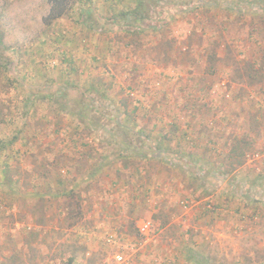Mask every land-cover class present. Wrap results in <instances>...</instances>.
<instances>
[{"label": "rangeland", "instance_id": "1", "mask_svg": "<svg viewBox=\"0 0 264 264\" xmlns=\"http://www.w3.org/2000/svg\"><path fill=\"white\" fill-rule=\"evenodd\" d=\"M52 1L0 0L11 48L2 78L14 88L2 97L10 110L0 122V264H67L71 256L72 264H264V212L256 216L264 209V159L246 160L264 153V72L254 85L229 81L264 51V17L252 20L264 0H141L138 15L127 12L139 0ZM230 2L247 11L234 43L189 32L188 9L210 6L198 13L217 29L222 12L212 5ZM134 30L146 32L130 46ZM213 41L223 45L209 74L204 53ZM201 79L207 92L213 87L208 106L220 85L229 93L202 120L211 126L203 137L201 127L194 137L179 125L187 132L179 151L168 107L197 106L200 96L187 87L200 88ZM144 96L166 106L153 129L138 109L135 125L122 117ZM202 116L192 111L189 125ZM161 126L168 131L158 136ZM158 138V160L140 163ZM57 172L72 174L65 187ZM65 190L80 195L71 219L62 212ZM145 221L153 231L146 241L138 232Z\"/></svg>", "mask_w": 264, "mask_h": 264}, {"label": "trees", "instance_id": "2", "mask_svg": "<svg viewBox=\"0 0 264 264\" xmlns=\"http://www.w3.org/2000/svg\"><path fill=\"white\" fill-rule=\"evenodd\" d=\"M59 0H53L52 3H57ZM61 1H65V0H61ZM138 5L133 9V11H128L127 14L129 15H138V10H140V8L142 7V1L139 0L138 1ZM75 3V0L72 2V5H74ZM71 5V6H72ZM224 5V6H223ZM223 5H212L213 8L217 9V10H220L222 12V15L218 18V20L220 19V21H216L215 22V25L217 26V29H214L213 27L209 26L208 24V20H205V17L202 16V14L200 15L198 12L199 10H206V11H209V8L210 6L208 5H203L202 7L199 6V7H194L193 9H188L189 12H193V14H189L188 17H189V32H197L200 34V38L201 39H205V38H212L213 40H220L222 38V36H225V39L224 40H221V41H226V42H230L231 44L234 43L236 40H237V36H236V33H238V30H239V24H238V21L241 20L242 18L246 17L247 16V11L243 9V7L241 8H237V5L239 4H234V3H229L228 5H226V3H224ZM223 6V7H222ZM262 5H259V6H256L255 7V10H254V13L252 15H254L252 18V20L255 19V16L258 14L262 17H264V7H261ZM263 8V9H262ZM6 11V8L3 9L1 12H0V122L2 121H5L6 118H7V115L6 113H9V107H4L3 104L6 103V101L4 99H2V97L5 95V94H8L9 92H12L13 91V87L10 88L9 86V89L6 88L7 85H5V82L3 83V75L2 73L3 72H8V61L6 59V56H5V53L8 52V50H10L11 48L8 46L7 42H6V35L8 33V22L6 21V18L5 16L3 15L4 12ZM188 12V11H186ZM207 13V12H206ZM136 16H133V19L135 20ZM138 21V20H136ZM82 24H85V21H83L82 19ZM146 31H141V30H134V31H129V33H127L130 38H129V42L128 44L130 46H132V44L135 42L136 44L137 43V40L139 38V36L141 34H145ZM232 34H230V33ZM179 38V37H178ZM136 40V41H135ZM220 41V42H221ZM223 44H219V41H213V45L211 46V44L207 43V46H211L209 48V51H205L204 55H205V61L207 63V66H208V73L211 74L213 73V71L210 70V68H214V66L216 64H218V60L220 58L219 56V52H218V48L219 46H222ZM224 49L223 52L221 53H226V54H232V51L230 49V47H222V50ZM221 50V51H222ZM260 58L259 59H255V60H252V62L248 63L246 67H244V69H247V70H244L245 74L243 75H235V77H232L229 79L230 82L232 83H236V84H240L241 82V79L242 78H246L247 82L251 85H254L255 82H256V77L257 76H261L258 74V72L262 73L264 72V51H261L260 52ZM198 60H202V59H198ZM234 62V61H233ZM246 64V63H245ZM191 65H187L186 67H189ZM184 67V68H186ZM161 69V73H163V71L165 70L164 68L160 67ZM159 69V70H160ZM174 70V69H173ZM184 73H186L184 71ZM190 80H195V78H191V76L189 77ZM9 80V79H7ZM187 80V79H186ZM7 82V81H6ZM200 82L203 84L200 88H198V81L195 83H193L192 85H189L187 88L189 89V92H192L195 90V95H199L200 98H195V101H196V104L197 106L193 103V101L191 100L187 105V107L184 109V115L185 116H189L192 114V111L194 110H197L198 112H203V110H206L204 111L202 114H206V113H210L213 111V107L212 105L211 106H208L207 104L203 103V101L208 98V95L209 92L211 90H213V87L212 85L209 86V92L206 91V87H205V84H206V81L203 79L200 80ZM220 84V83H219ZM11 85V84H10ZM219 86V85H218ZM184 87V86H183ZM186 89V87H185ZM229 93L228 91V88H227V84H222L220 85V93H218L215 97L216 99H213V101L215 102H218V101H222L224 100V98L227 96V94ZM208 94V95H207ZM220 98V99H218ZM128 99L129 101L131 99H129L128 97H124V99H122V102H123V106H127L128 104ZM133 107L131 110H128V111H124L122 114V117L125 118V121L129 122L128 120H131V119H135L133 117V113L135 110H140L142 111V115L144 117H151L152 120H153V125H152V129L155 128L157 126V124H161L162 121L166 118L165 114V108L166 106L164 105H161L160 102H152L150 99H147L145 96L141 99H133ZM198 102L202 103V106L201 107H198ZM191 105V106H190ZM206 106L208 108H206ZM175 107L176 105H174L173 107H168V111L173 109L175 110ZM185 107V106H184ZM201 108H204V109H201ZM206 112V113H205ZM169 115V113H168ZM169 119H171V122L169 124H167L169 126V131L168 129H165L166 127H162L160 128L159 130V135H163L164 132L163 131H168V133H170L169 136H173L174 132H178L180 137H182V140H180V142H184L185 143V139H186V135H187V132L186 131H181V130H178V129H181L179 128V125L184 123L185 125V129H189V130H192L193 134L195 133L196 129L200 127H202V121L201 120H198L199 124H195L193 125L192 127L189 125V120L187 121V119L185 120H182V122L180 124H178L176 121H175V117H171L169 115L168 117ZM174 119V120H173ZM132 121V120H131ZM131 123L134 124V122L132 121ZM135 125V124H134ZM175 130V131H174ZM174 131V132H173ZM173 132V133H171ZM199 133L201 131H198ZM159 139V138H158ZM185 140V141H184ZM171 140L169 139L168 142H170ZM188 142H186L187 144ZM164 142L161 141L159 139L158 142H156V145H154V147L152 148L151 151L152 152V156H148L144 153H141L140 155V163H147V162H150L151 160H158V158L160 157V152H156L158 149H161V147L163 146ZM189 144V143H188ZM192 144V143H191ZM231 152V150H230ZM232 153V152H231ZM234 155V154H233ZM237 158V157H236ZM235 164H237V166L240 165V161L239 160H235ZM127 165L126 164H123V167H126ZM147 165H140L141 168L145 169ZM72 169V167L70 168V170ZM7 170V169H6ZM6 170L4 172H6ZM118 172V171H117ZM116 172V173H117ZM226 175V174H224ZM72 174L71 173H66V177H60V173L57 172L55 173V180L57 181L58 183V186L62 187L64 186L65 183H67L68 179L66 180L67 177H71ZM135 177L138 179V177L140 178V175H139V172L136 171L135 172ZM46 186H50L51 188V184H50V181L49 179L47 178V181H46ZM65 187V186H64ZM63 187V188H64ZM61 188V189H63ZM80 197V195L77 197V195H73V193H71V191L69 192L68 190H65L63 191V196L62 198L64 199L63 201H66L67 200V206L64 205L63 208H62V212H65V215H66V219H67V214H68V217L71 219L72 215L75 213L74 211H72V200H76ZM65 204V203H64ZM37 207H39L37 205ZM77 209H79V204L76 206ZM73 262V256H71L68 261H67V264H72Z\"/></svg>", "mask_w": 264, "mask_h": 264}, {"label": "crops", "instance_id": "3", "mask_svg": "<svg viewBox=\"0 0 264 264\" xmlns=\"http://www.w3.org/2000/svg\"><path fill=\"white\" fill-rule=\"evenodd\" d=\"M208 95V94H207ZM215 104H218V105H221L222 104V102L221 101H218V102H216V103H214L213 104V107H215L216 108V105ZM215 108H213V110L215 109ZM177 109V104H176V107H175V110H170L169 111V115L172 117H175V121L178 123V124H180L181 122H182V120H185V119H187V121H188V117L189 116H185L184 115V110L182 109V110H176ZM204 111H206V110H203V112ZM202 112V113H203ZM213 112V111H212ZM212 112H210V113H206V114H203V116L201 117L202 119H201V121L203 120V119H205L206 118V116H207V118H209V116H210V114L212 113ZM174 120V119H173ZM195 122H198V119H196V120H193V122L192 123H195ZM189 123H190V121H189ZM195 124H199V122L198 123H195ZM181 125V124H180ZM210 124H209V122L207 121V119H206V121H202V129H203V131L202 132H200V136L201 137H203V134L205 133V132H207L209 129H210ZM200 129V128H199ZM196 131H198V130H196ZM159 134V133H158ZM199 133H197V132H195L194 133V137H196L197 135H198ZM162 135V134H161ZM179 139H180V135H179V133L178 132H176L175 133V136H174V144H176V148L175 149H178L177 147H180L181 146V148H179L178 150L179 151H181L182 150V143L179 141ZM201 139V138H200ZM221 137H219L218 139H217V141L215 142H212L211 140L210 141H206V140H203V139H201L202 141H206V142H201V147H202V149H198V150H201V151H205L204 149H207L208 151L209 150H211V149H209V147L211 146V145H216V144H218V143H220L221 142ZM260 179V178H259ZM132 185H133V183H132ZM125 199V198H124ZM258 208H256V216H260V217H262V212H264V209H262V208H259V206H257ZM257 231H261L262 232V230H259V229H257Z\"/></svg>", "mask_w": 264, "mask_h": 264}, {"label": "built area", "instance_id": "4", "mask_svg": "<svg viewBox=\"0 0 264 264\" xmlns=\"http://www.w3.org/2000/svg\"><path fill=\"white\" fill-rule=\"evenodd\" d=\"M260 159H264V153L263 151H258L254 153H250V155H246V160L248 161H258ZM139 234L144 238V240L151 239L153 236L152 226L149 221L142 222L140 226L138 227ZM116 260L121 261V256H116Z\"/></svg>", "mask_w": 264, "mask_h": 264}]
</instances>
